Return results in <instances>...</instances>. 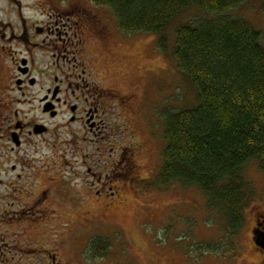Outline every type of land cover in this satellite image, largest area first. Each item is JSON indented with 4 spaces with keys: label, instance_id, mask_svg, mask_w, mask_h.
Wrapping results in <instances>:
<instances>
[{
    "label": "rangeland",
    "instance_id": "rangeland-1",
    "mask_svg": "<svg viewBox=\"0 0 264 264\" xmlns=\"http://www.w3.org/2000/svg\"><path fill=\"white\" fill-rule=\"evenodd\" d=\"M230 13L254 24L264 40V0H248ZM109 14L111 38L101 55L98 42L89 41L87 54H69L58 61L60 65L48 58L38 75L40 81L55 74L71 80L73 68L80 74L86 70L84 78L101 87L104 100H118L106 101L101 131L91 132L84 121L72 123L66 108L54 119L42 114L45 92L40 84L20 107L29 113L27 118L35 115L53 131L35 140L37 162L28 171L40 180L36 194L48 200L40 210H30L35 220L27 226L31 250H17L26 241L21 225L0 228V264H264L252 233L255 220L264 216V173L256 161L244 171L257 196L245 211L243 228L231 237L222 214L210 207L198 187L180 182L158 186L155 179L167 145L164 113L192 106L196 88L179 72L174 55L159 50L156 35L126 34L112 9ZM210 17L202 10H189L175 26ZM85 94L89 96L77 90L71 102ZM47 138L54 146L43 141ZM125 148L136 153L141 166L136 173L119 163ZM101 185L106 189L98 195ZM48 187L52 190L43 193ZM103 238L109 240V254L92 257V242ZM210 245L215 249L204 248Z\"/></svg>",
    "mask_w": 264,
    "mask_h": 264
},
{
    "label": "trees",
    "instance_id": "trees-1",
    "mask_svg": "<svg viewBox=\"0 0 264 264\" xmlns=\"http://www.w3.org/2000/svg\"><path fill=\"white\" fill-rule=\"evenodd\" d=\"M246 1L107 0L122 32L156 35L159 50L174 55L196 88L192 106L164 113L167 145L158 186L198 187L222 214L230 237L243 228L257 196L244 167L254 160L264 173L263 32L230 13ZM193 9L210 19L175 26ZM109 247L108 239H95L89 251L103 259Z\"/></svg>",
    "mask_w": 264,
    "mask_h": 264
},
{
    "label": "flooded vegetation",
    "instance_id": "flooded-vegetation-1",
    "mask_svg": "<svg viewBox=\"0 0 264 264\" xmlns=\"http://www.w3.org/2000/svg\"><path fill=\"white\" fill-rule=\"evenodd\" d=\"M109 9L107 0H0V228L23 227L22 236L25 233L26 241L18 245V251L31 250L27 226L35 220L30 210H40L48 200L36 194L40 180L28 172L37 162L34 159L38 153L35 140L53 133L50 124L35 115L27 118L29 113L20 107L28 102L40 84V91L45 92L42 114L54 119L66 108L71 113L72 123L84 121L91 132L101 131L106 105L116 104L118 100H104L101 87L84 78L86 70L80 74L73 68L75 71L69 76L74 81L65 74H55L50 80L47 75V80L40 81L38 75L42 73L40 65L48 58L58 62L67 59L69 54L76 58L87 54L89 41L98 42L101 48L98 55H101L111 38ZM56 69L60 71V66ZM77 90L87 91L89 96L85 94L84 99L77 96L71 102ZM47 139L43 141L54 146L51 139ZM120 153L119 163L126 164L134 173L141 168L133 150L125 148ZM101 186L98 195L106 189L105 185ZM49 190L52 188L48 187L43 193ZM115 193L113 191L112 196L115 197ZM262 216L255 220L254 228L259 237L264 235ZM255 245L264 255L261 247Z\"/></svg>",
    "mask_w": 264,
    "mask_h": 264
},
{
    "label": "water",
    "instance_id": "water-1",
    "mask_svg": "<svg viewBox=\"0 0 264 264\" xmlns=\"http://www.w3.org/2000/svg\"><path fill=\"white\" fill-rule=\"evenodd\" d=\"M48 110H49V108H48ZM56 115V113L54 112L53 113V116H55ZM38 132H41L40 130H37ZM254 234H255V236L256 235H258V232L257 231H254L253 232ZM255 243H257V245H259L260 247H262V249L264 250V235L263 236H261V237H256L255 238Z\"/></svg>",
    "mask_w": 264,
    "mask_h": 264
}]
</instances>
